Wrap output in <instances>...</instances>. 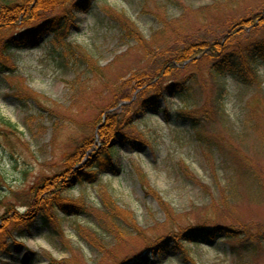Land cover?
<instances>
[{
	"label": "rangeland",
	"instance_id": "374dc122",
	"mask_svg": "<svg viewBox=\"0 0 264 264\" xmlns=\"http://www.w3.org/2000/svg\"><path fill=\"white\" fill-rule=\"evenodd\" d=\"M73 1L45 13H65ZM106 7L125 11L144 42L122 38L121 25L106 15ZM263 9L264 0H98L93 8L77 12L71 38L92 54L104 69L105 80H83V69L81 86L75 84V89L70 87L75 72L51 51L50 34L0 53V264H126L130 260L136 264H264V240L259 241L264 237V63L258 65L262 91L231 75L218 79L212 73L213 59L202 56L198 63L168 76L174 83L191 81V87L183 98L177 91L162 99L167 113L161 109L133 112L136 104L122 100L110 109L124 110L118 118L119 129H114L107 143L119 148L113 157L115 169L105 170L97 183L79 185L75 180L68 186L72 190L64 194L61 186L53 185L41 195L40 201L47 203L44 214L57 216V210L61 211V223L45 224L37 208L23 205L32 186L45 176L60 175L65 153H75L88 136L95 140L81 162L94 160L101 150L99 129L109 113L100 111L111 100L112 89H122L132 71L161 69V61L172 55L176 42L220 38L232 30L231 25ZM17 30L2 31L0 41ZM247 31L230 50L264 40V29ZM148 51L154 58H149ZM220 92L223 109L217 114L214 97ZM26 94L33 97L24 98ZM188 114L192 120L211 115L209 132L203 129L204 136H196ZM7 120L24 135L7 125ZM123 132L142 139L130 143ZM207 136L211 143L206 142ZM217 138L219 146L213 143ZM227 144L235 150L227 146L221 153L219 149ZM240 158L255 165L257 188L249 176L240 174L241 162H235ZM135 162L160 200L143 189L132 168ZM100 192L114 199V212L105 211ZM72 200L86 203L88 211L65 216L61 208L51 206L53 202L74 204ZM216 224L243 229V243L249 239L259 243L256 255L239 251L235 255L230 242H240L225 237L209 240L200 235L199 243L187 240L174 247L171 232L183 237V230L191 226ZM165 236L166 246H147L149 240Z\"/></svg>",
	"mask_w": 264,
	"mask_h": 264
},
{
	"label": "trees",
	"instance_id": "16d2710c",
	"mask_svg": "<svg viewBox=\"0 0 264 264\" xmlns=\"http://www.w3.org/2000/svg\"><path fill=\"white\" fill-rule=\"evenodd\" d=\"M67 1L68 0H0V33L4 30L18 28L16 34L6 37L0 41V53L4 54L16 48L21 49L29 42H36L38 39H41L42 36L50 34L52 37L51 51L56 53L61 62L69 65V67L73 68L75 72L74 80L70 81L71 89H75V84H79L81 86V70L84 69V72L86 73L85 76H83V80L87 77H91L97 81H104L106 73L101 66H97L98 62L93 59L92 54L82 48L79 43L71 38L72 22L75 18H77V12H85L91 7L93 8L98 0H74L72 3V9L71 7L66 9L65 13L55 12L52 16L45 13L51 11L49 10L50 8L57 9L60 6H63ZM103 10L112 21L121 25L122 38L133 39L136 37V39L139 38L141 42H144L143 39L139 37L140 32L135 28L133 21H131L125 11L119 12L113 10V8L107 7ZM229 28H232L229 33H224L222 37L213 40L199 39L182 45L176 42L178 45L176 49L173 50L172 55L161 61L163 63V67L161 69H136L132 71L130 76L127 79H124V87L122 89H112L111 100H109V103L104 105L100 111L105 112L107 110L109 113L107 114L106 123L99 129V145L101 146L99 149L101 150L97 151L98 153L96 154L94 160H92L89 164L81 162L83 158H85L87 148L91 147L95 140V136H88L79 144L80 146L78 145L75 153H65V166L64 169L60 171V175L54 174L52 176H45L39 185L32 186L28 195L26 194L27 200L25 199L26 201L23 202V205L27 206L31 210L34 209V211L35 208H37V210H39L41 220L45 224H49L51 222H56L57 224L61 223V220L64 219V215L61 216L62 212L57 210L60 208L63 210L65 216H76L86 213L89 208L86 203H82V201L79 200H72L74 204H69V201L66 199L68 202H64L63 204L53 202L51 206L56 207L57 216H51L53 214L51 213V217H48L44 214L46 213L44 211V207L47 206V203L46 201H40V197L43 194H47L53 185H57L58 187L61 186L60 188L62 190V194H64L72 190V188L70 189L68 186L75 180L79 185L97 183L102 180L101 175L105 170L115 169L113 157L119 148L116 144L109 146L107 143L108 138L114 129H119L116 127L118 125V118L122 116L121 114H124V110L119 113L114 110L110 111V109L117 108L122 100H130L131 104H136L133 112H150L161 109L167 113L168 110L161 107L160 103L162 102V99L166 100L168 94L176 93L177 91L180 92L179 95L177 93V96L179 98H183V93L191 87V81L179 79L177 81H180V84L174 83L173 80L167 79L168 76L172 72L186 68V66L191 63H198L202 56L213 59L212 73L215 74V77H218V79L231 75L243 85L253 87L257 85V87L261 89L263 82L258 65L264 63V40L258 39L261 41L254 42L246 48L240 47L238 51L230 50V47L234 40L237 39L242 32L247 31V29L250 30L246 33H252L253 30L264 29V9L263 11L260 10L256 13L254 17L241 19L237 24L234 26L231 25ZM1 42H3L2 47ZM147 53L149 58H154L151 56V51H148ZM164 87L167 88V92L164 90ZM17 92L20 93L21 89H18ZM134 92L136 96L134 95ZM29 97H33V95H24V98ZM223 101L224 98L222 92L214 97L215 113L222 114ZM214 112H212V116H214ZM181 113L184 114L187 112L182 110ZM188 116L190 118L192 117L189 114ZM210 118L211 115H204L203 119L194 118V120H192L191 118V120H189L196 136H199L200 138L204 136V133L201 132L203 129L209 132L206 128L209 129L207 123ZM97 120V122H101L102 117H99ZM5 122H7V125L11 128H14L15 131L24 135L23 131L18 129V125L16 123L9 120ZM52 125L56 128V121L53 122ZM241 134L242 133H238L237 136H240ZM122 136L130 143H133L132 141L136 138H141L137 134L128 135L124 132L122 133ZM206 142L211 143V137L207 136ZM220 142V139L217 138L213 143L216 146H219ZM226 147L233 149L230 144H227L226 146L223 145V148L219 149L220 152H223L224 154L227 150ZM237 161L241 162V164L238 165L240 174L244 175L243 177L249 176L251 182L254 183L253 186L257 188V179L255 177L256 171L254 170L255 165L241 158L240 160L235 159V162ZM132 168L137 174L143 189H145L148 194H150V191L155 193L156 195H154L159 199V195H157L155 189L151 186L141 165L135 162L132 165ZM98 195L102 197L101 203L105 207V211L108 214L114 212V208L116 210L115 203H113L114 199L110 200L104 198L105 194L103 192H100V194L98 193ZM110 208H112V210ZM19 218L20 217H17L16 219ZM205 224H207V221ZM137 231L142 232L141 229ZM183 231L185 237H180L176 234V232H171L174 247L182 246V244L187 242V240H194L193 242L196 243L198 242L197 238H199L200 235H203L209 240L222 237H225L229 242L238 240L240 245H235L234 242H230L231 249L235 255L238 251L239 254L244 256H255L258 252L259 243L256 244V242L251 239L243 243L245 237L243 233L244 231L241 228L238 229L233 226H221L219 224H216L215 226L206 225L202 227L201 225H194L190 228L184 229ZM261 238H259V241L263 242L264 237ZM246 240L248 239L246 238ZM168 243L169 240H167L165 236L159 237L156 240H149L147 242V246L154 248L163 245L166 246ZM163 247L160 250H162ZM131 261L132 260L126 264L137 263L135 261ZM241 263L248 264L242 261ZM192 264H195V262Z\"/></svg>",
	"mask_w": 264,
	"mask_h": 264
}]
</instances>
